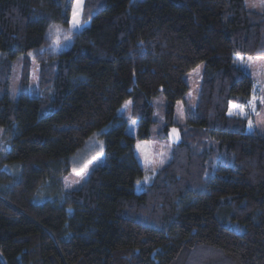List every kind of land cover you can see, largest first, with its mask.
Segmentation results:
<instances>
[{"label": "trees", "instance_id": "1", "mask_svg": "<svg viewBox=\"0 0 264 264\" xmlns=\"http://www.w3.org/2000/svg\"><path fill=\"white\" fill-rule=\"evenodd\" d=\"M70 5L0 0V264H264V137L229 114L260 96L235 59L264 58V12L244 0H84L89 24L72 32ZM30 53L40 63L36 97L27 94ZM20 56L14 101L6 77ZM200 64L194 119L137 194L136 142L156 123L152 101L163 94L171 119L189 90L184 74ZM128 99L135 136L117 115ZM102 129L105 164L36 203Z\"/></svg>", "mask_w": 264, "mask_h": 264}, {"label": "rangeland", "instance_id": "2", "mask_svg": "<svg viewBox=\"0 0 264 264\" xmlns=\"http://www.w3.org/2000/svg\"><path fill=\"white\" fill-rule=\"evenodd\" d=\"M244 1L249 11L264 12V5L261 4L260 0ZM83 4L84 0H79V3L78 0H71L69 30L72 32H79L89 24L88 22L83 23ZM252 5H255V7ZM74 10L77 12V18L79 20V25L75 28L73 27ZM25 56L30 60L27 94L30 97L40 96L42 93L39 89L40 63L38 56L34 53ZM25 56H20L14 62H10L9 74L6 77V92L14 101L21 96V81L26 65L23 62ZM239 57H236L235 64L259 84L260 96L248 103L246 108L231 104L229 112L231 110L233 115H242L247 118V132L249 134L257 133V135L264 137V58L251 56ZM5 59L3 53L0 52V72L4 74L5 72L2 71L1 67L4 66L3 62ZM203 68L204 65L200 64L190 72L184 74L183 79L189 90L184 100L178 101L174 105L171 119H167V102L165 96L160 94L153 99L152 120L156 123L149 130L148 141L136 142L135 155L144 171L143 177L134 186V191L137 194L141 193L145 186L152 182L156 172L169 160L172 148L178 142V129L185 126L188 120L194 119L193 112L198 100L200 78L203 73ZM0 76L5 75L0 74ZM117 115L126 122L127 133L135 136L138 123L131 118L130 99L122 103L117 111ZM250 124L251 128L249 127ZM173 129L176 130L175 133L172 132ZM106 130L96 131L86 139L83 146L69 159L68 172L58 179L59 182H46L45 189L43 188L44 190L40 191L42 190L41 188L39 190L40 196H36L35 198L36 203L40 204L44 201L58 198L68 191L78 189L93 169L105 164L104 140L102 135ZM146 177L147 182H145Z\"/></svg>", "mask_w": 264, "mask_h": 264}, {"label": "snow or ice", "instance_id": "3", "mask_svg": "<svg viewBox=\"0 0 264 264\" xmlns=\"http://www.w3.org/2000/svg\"><path fill=\"white\" fill-rule=\"evenodd\" d=\"M261 4L264 5V0H260ZM78 3H79V0H78ZM253 7H255V5H252ZM79 25V20L77 18V12L74 10V13H73V27H77ZM58 35V32L56 33ZM67 38V37H66ZM56 43H59V41L57 40ZM229 114L231 115L232 112L230 110ZM249 127L251 128V124L249 125ZM173 133L176 132L175 129L172 130ZM86 167V166H85ZM79 174V173H77ZM145 182H147V177L145 178ZM139 183V182H138Z\"/></svg>", "mask_w": 264, "mask_h": 264}, {"label": "crops", "instance_id": "4", "mask_svg": "<svg viewBox=\"0 0 264 264\" xmlns=\"http://www.w3.org/2000/svg\"><path fill=\"white\" fill-rule=\"evenodd\" d=\"M239 58H243V57H239ZM250 102H252V101H250ZM250 102H249V103H250Z\"/></svg>", "mask_w": 264, "mask_h": 264}]
</instances>
